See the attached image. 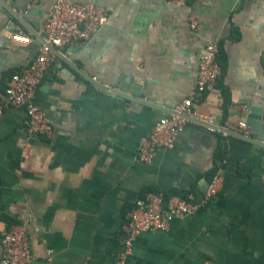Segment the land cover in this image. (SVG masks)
<instances>
[{
  "label": "crops",
  "instance_id": "0c3cea01",
  "mask_svg": "<svg viewBox=\"0 0 264 264\" xmlns=\"http://www.w3.org/2000/svg\"><path fill=\"white\" fill-rule=\"evenodd\" d=\"M71 1L110 19L89 44L55 50L35 97L49 138L29 133L22 108L0 117V237L26 224L35 264H116L147 190L202 203L219 174L218 195L168 232L141 234L129 264H264V148L247 141L257 137L247 126L254 111L264 124V0ZM51 8L52 0H0V95L36 57ZM18 35L31 41L13 42ZM208 44L218 45L223 74L199 98ZM127 80L134 99L99 87ZM188 99L198 123L153 162L138 160L139 139Z\"/></svg>",
  "mask_w": 264,
  "mask_h": 264
},
{
  "label": "built area",
  "instance_id": "2783aa9c",
  "mask_svg": "<svg viewBox=\"0 0 264 264\" xmlns=\"http://www.w3.org/2000/svg\"><path fill=\"white\" fill-rule=\"evenodd\" d=\"M4 1L11 5L16 0ZM109 19L110 15L105 9L93 4L52 0L51 12L44 21L40 33L35 37L40 41L36 57L10 77L6 89L0 95V117L10 109L22 108L27 117L26 125L29 133L49 138L53 125L48 115L35 102V97L48 66L55 61L53 50L89 44ZM190 21L191 28L196 30L197 19L191 15ZM12 38L13 42L21 45L31 41L30 37L21 35ZM218 54V45L208 44L200 56L195 93L199 98L213 90L223 74L218 62ZM193 105V99H188L153 124L151 131L138 141L137 159L149 164L153 162L160 149L173 148L178 134L184 127L190 123H198ZM242 128L246 129V125H242ZM262 181L264 182V173ZM221 182L222 178L219 174L212 179L202 203L193 199H184L178 194L148 192L130 212L123 247L116 264H129L135 243L141 234L168 232L174 220L193 217L218 195ZM0 241L2 246L0 264H35L26 224L6 228L1 233Z\"/></svg>",
  "mask_w": 264,
  "mask_h": 264
},
{
  "label": "water",
  "instance_id": "95a60500",
  "mask_svg": "<svg viewBox=\"0 0 264 264\" xmlns=\"http://www.w3.org/2000/svg\"><path fill=\"white\" fill-rule=\"evenodd\" d=\"M4 9L7 11H10L9 8L3 4ZM37 37V35L35 36ZM38 43L40 44V41L38 40ZM53 52L56 54V51L53 50ZM100 88L104 89L105 91H109L110 93L113 94L114 97L119 98V99H134V97H128L126 94L131 93L134 95L137 93V89L135 87L130 86V82L128 80L124 83H120L117 88H106L99 86ZM250 119V123H247V126L251 129L252 132L257 133V137L254 139H248L247 141L253 143L256 145L258 148H264V124H262V117H261V112L260 111H254L252 115L248 117Z\"/></svg>",
  "mask_w": 264,
  "mask_h": 264
},
{
  "label": "trees",
  "instance_id": "16d2710c",
  "mask_svg": "<svg viewBox=\"0 0 264 264\" xmlns=\"http://www.w3.org/2000/svg\"><path fill=\"white\" fill-rule=\"evenodd\" d=\"M151 191H156L155 189H150ZM150 190H147L146 192H145V195L148 193V192H150ZM158 193H159V191H157ZM177 194L179 195V196H181L182 198H184V199H189V197H188V195L186 194V193H184V192H181V191H179V192H177Z\"/></svg>",
  "mask_w": 264,
  "mask_h": 264
}]
</instances>
